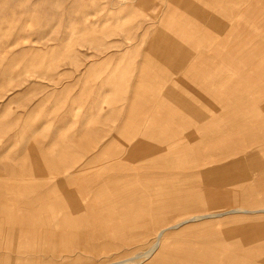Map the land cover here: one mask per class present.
Segmentation results:
<instances>
[{
	"label": "rangeland",
	"instance_id": "1",
	"mask_svg": "<svg viewBox=\"0 0 264 264\" xmlns=\"http://www.w3.org/2000/svg\"><path fill=\"white\" fill-rule=\"evenodd\" d=\"M203 11L208 13L204 19L174 0H0V252H55L4 254L0 264H100L131 256L138 264L154 240V234L143 238L145 225L139 221L161 227L172 219L264 207V186L256 187L253 160L255 142L264 146V93L258 96L264 83V0H210ZM155 31L189 51L182 69L149 53ZM195 46L202 60L196 71L190 67ZM122 78L130 81L129 91L115 86ZM101 81L103 94L114 99L109 104L101 101ZM171 92L182 95L193 111L181 108ZM132 137L151 143L135 146L130 214L118 216L122 202L113 197L94 198L110 216L100 217L107 223H55L52 232L42 229L46 225L4 224V203L16 205L11 210L20 214V207L37 206L30 196L47 184L59 189L71 183L73 177L64 174L73 156L106 142L97 152L108 157ZM182 143L191 147L181 151ZM33 147L44 151L21 152ZM261 158L264 163V154ZM84 178H92V193L97 191L99 180ZM55 204L56 220L70 210L59 200ZM179 204L184 207L175 215ZM261 217L262 211L231 212L181 225L166 243L167 261L175 264L180 252L182 264H223L230 253L253 260L240 245ZM236 224L246 231L219 233ZM94 252L102 253L89 254Z\"/></svg>",
	"mask_w": 264,
	"mask_h": 264
},
{
	"label": "crops",
	"instance_id": "2",
	"mask_svg": "<svg viewBox=\"0 0 264 264\" xmlns=\"http://www.w3.org/2000/svg\"><path fill=\"white\" fill-rule=\"evenodd\" d=\"M174 1H178L180 3V5H182L183 7H186L187 9H190L194 15L202 17L203 19L206 17V14L203 10L204 9H209L210 8V0H206L204 1V4H199L194 2L193 0H174ZM214 1H219V0H214ZM203 9V10H202ZM210 23V19L208 21ZM212 23L214 24H221L219 21H212ZM233 30V29H231ZM182 39H191V35L187 34H181ZM197 37V36H195ZM233 38V37H232ZM149 45H148V51L151 54H156L160 57V59L168 61L169 63H171L173 66H175V68H179L182 69L185 59L187 57H189V51H185L183 50V48L179 45H177L176 42L172 41V39L168 36L167 33L163 32V31H155L152 35V37L149 38ZM235 54H233L234 56ZM263 55L264 57V53L261 54V56ZM243 56H239V58ZM195 59L191 62V70H198L201 66L202 63H200L201 57L198 55V49L197 46H195ZM245 73H242L241 75H243ZM260 77V76H258ZM261 79L264 78V76L260 77ZM233 79H249V77H235ZM103 80V79H102ZM137 78L134 82L135 85L142 86L141 80H139ZM122 81H127V78H122L120 80V82L116 83L115 86H117L118 90H125L127 89L128 91L131 89V85L129 84L130 81L128 80L126 83L122 82ZM239 84H243V85H252L253 83L251 82H240ZM133 85V84H132ZM135 85H133V89H135ZM264 83H261V92L258 93V96L260 95V97H262V94L264 93ZM97 87L102 88L103 90H101V96H104V98L101 100L102 103H111L114 99H108V96L103 94L104 91V85H102V81L100 82V85L97 84ZM138 89V87H137ZM136 89V90H137ZM236 87H233L231 90H235ZM140 91V90H138ZM137 91V92H138ZM257 93V92H256ZM255 93V94H256ZM147 93H143V97L146 96ZM122 95V94H121ZM149 96V94L147 95ZM169 96L173 99V101H175L181 108L183 109H191L193 111V107L192 105L179 93H175V92H171L169 93ZM149 100V97H147ZM147 100V102H148ZM261 100V99H260ZM152 102V101H151ZM233 109H228V111H232ZM227 111V110H226ZM198 117V115H196ZM127 120L129 118H126ZM254 121L256 123L257 119H256V115L254 117ZM234 123H237L234 122ZM23 137V136H22ZM24 138V137H23ZM32 138V135H29L27 137H25L24 139V143L23 146L26 143L30 142ZM134 138V139H133ZM255 139L258 138L257 136H255ZM106 143V142H105ZM104 142L99 143L100 145H98V148H101V146L103 144H105ZM151 143V141L146 140V139H142V138H138L135 139V137H132L129 139L128 143H127V147H123L120 148L118 150H116L114 155L108 156V157H101L98 156V152L97 150H89V154H81V155H76L73 156L72 159L65 165V174L64 176H72L73 178L71 179V183L65 184V186L62 187H56V184L52 183L51 184H47L46 187L44 189H41L40 191L42 193H36V195H31L30 199L32 200V203H36V207L34 209L31 210H25L23 211V207L21 213L19 214L17 211H12L11 209H13L12 207H14L16 210L18 209V207L16 205L14 206H10V203H6L4 204V208H5V215H4V223L8 224V223H12V224H24V223H31V225H46V228H42V229H46L47 232H52L55 227V223L59 224V223H65V224H95V223H107L105 222L103 219H100V217H110L109 215H104L103 211L101 209V204L103 202L104 199H107V201H109L108 199L110 198H114V200L117 202L118 200L122 202V204H120V206H118L120 208V210L122 212H120L118 214V216H127L128 211L130 212V209L134 208V193H132L134 189V182H135V171H134V160L135 158V154H137V152L135 151V146L137 145H147L146 147H148V145ZM259 143V142H258ZM255 142V148H254V158L253 160H255V176H256V187H259L260 189L264 186V168L261 167L264 165L263 160L262 162H259V159H262V155L264 154V146L261 145V147L259 148V144ZM22 146V148H23ZM191 146L187 145V143H182L180 145V147L178 148L179 150H187L189 149ZM144 148V146H143ZM29 149V150H28ZM28 149H22L21 152L27 153L29 154L30 151H34L36 150L37 152H41L43 153V148H28ZM150 149V147L148 148V150ZM147 150V151H148ZM25 158L29 157L31 158V156L29 155H24ZM1 158V156H0ZM111 162L104 164L106 162L103 163L104 160H112ZM115 160V161H114ZM5 167L4 169H8V170H12L13 167L11 166H7L6 164H4ZM105 165V166H104ZM208 170V169H207ZM6 175L9 174V172L5 173ZM198 174V171L195 173ZM260 175V176H258ZM76 176V177H75ZM94 177L95 178V182L99 180V188L97 189V191H95L94 193H92V189H91V185L94 183L93 179H82L83 177ZM81 177V178H78ZM99 177V179L97 178ZM82 179V180H81ZM34 187V186H33ZM39 189V188H38ZM60 192L59 195L57 196H50L51 192L56 191ZM167 195V194H166ZM46 196H48L47 198H45ZM169 196V195H168ZM183 195H180L179 197L182 199ZM264 196V194L262 195ZM38 198V199H37ZM94 198H100L101 199V203H96L93 201ZM172 198V197H171ZM35 199V200H34ZM59 200L61 202H63V206H65L66 208H69L70 210H66L64 216H61L60 219L56 220L55 217V210H56V205L55 201ZM82 200H86V202H88L85 206L81 205L80 202ZM112 200V199H110ZM38 201V202H37ZM106 201V200H105ZM69 202V203H67ZM44 203V205H43ZM69 204V205H68ZM97 204H99V207L97 206ZM35 204H32V207ZM181 205L179 204L177 206H175V215H177V210L178 207L181 209ZM3 208V205H1ZM59 206V205H58ZM80 206L84 207V211L82 210V208H80ZM9 207V208H8ZM31 207V208H32ZM43 207V208H41ZM117 207V208H118ZM80 208V209H79ZM236 208L230 209L225 213H233V212H254V211H262L264 212V207L260 208V209H248L245 207H237ZM239 209V210H238ZM245 209V210H244ZM97 210L99 211V213L97 212ZM182 210V209H181ZM101 211V212H100ZM9 214H8V213ZM116 213V212H115ZM179 213V212H178ZM130 214V213H128ZM214 214V213H213ZM7 215V216H6ZM10 215H12L11 219H10ZM148 216V215H147ZM149 217V216H148ZM168 217H170V219H172V217L174 218L175 216L173 214H170ZM208 217H216V216H212L209 215L205 218ZM204 219V218H201ZM165 220H168V218H166ZM173 220V219H172ZM196 220H200V219H194V220H189L185 223H182L181 225H184L186 223L192 222V221H196ZM182 221V220H181ZM14 222V223H13ZM120 223V224H134L135 221H124L123 223L121 221H117V220H112L111 219V223ZM132 222V223H131ZM142 222V221H141ZM144 223L147 222H152L151 220H143ZM167 222V221H166ZM165 222V225L167 224ZM221 222V221H218ZM150 223V224H151ZM171 223V222H169ZM180 225V226H181ZM180 226H178L176 229H178ZM255 227L256 230H252L251 233L247 232L244 227H242L241 225L239 226V224L236 225H232L230 228L225 227L224 230L219 231V233H223V232H232V233H237L240 230H245L246 231V235L244 237H242L244 239V241L241 243V247L243 246L246 251V254H250L254 257H258V258H254V257H250L253 260H249L246 261V258H242V256H238V255H232L233 253L227 254L223 259V264H264V217H261L259 222L255 223L253 225ZM124 228V227H123ZM176 230H173V232H171L168 236L165 237V240L168 241V239L170 238V236H172L173 234H177ZM182 231V230H180ZM143 238L145 240H150L152 238V233L153 231L151 229H149V231L144 230L143 231ZM218 232H214V231H210V236L215 237L217 235ZM238 234V233H237ZM218 236V235H217ZM216 236V237H217ZM241 240V237H240ZM261 240V241H258ZM87 248V247H84ZM259 249H262L261 251H259ZM168 245L167 248H165V253L164 254H160L161 256H163V258L161 257V259L155 261L153 264H169L170 262L167 261L168 260ZM102 252H94V253H89V254H96V255H101ZM5 253L0 252V255H4ZM24 254H29V255H39V254H47V255H54L55 252H45V253H40L38 252H16V253H6L5 255H24ZM77 255H81V254H86V253H74ZM214 255H218L217 253H213ZM239 254H243L240 253ZM244 254V255H246ZM176 260H175V264H182V257L184 255V253L180 252V253H176ZM103 257V256H102ZM102 260V259H101ZM78 261V259L76 260ZM99 260L93 264H98ZM67 264V263H65ZM143 264H151L149 263L148 260H144Z\"/></svg>",
	"mask_w": 264,
	"mask_h": 264
},
{
	"label": "bare ground",
	"instance_id": "3",
	"mask_svg": "<svg viewBox=\"0 0 264 264\" xmlns=\"http://www.w3.org/2000/svg\"><path fill=\"white\" fill-rule=\"evenodd\" d=\"M2 198V197H1ZM4 198V197H3ZM1 201V200H0ZM5 204V203H4ZM13 204V203H12ZM188 205V204H187ZM186 205V206H187ZM11 207V206H9ZM8 207V208H9ZM15 207V206H14ZM184 207V204L181 205V209ZM237 209V208H236ZM235 209V210H236ZM2 206L0 205V216L2 215ZM239 210V209H238ZM245 210V209H244ZM120 212V211H119ZM175 212V211H174ZM237 212V211H236ZM255 212V211H254ZM8 213V212H7ZM9 214V213H8ZM147 214L149 216H152L154 214L152 208L149 209V211L147 212ZM172 214V212H171ZM224 214V212H221V213H214V214H203V215H194V216H190L188 217L187 219L185 220H182V221H173V220H170V221H167L166 225H163L161 227H152V225L150 223H144L143 220L142 222L139 221L140 223H143L145 225V229L146 230V226L149 225V229H151L153 231L152 234H154V240L151 242L150 244V247L143 252V257H142V254L138 257H142L143 259L141 260V258H138L140 259V261L138 260V264L141 263L143 264L144 263V260H148L149 263L153 264L155 261L161 259V257L163 258V256H161L160 254H164L165 253V248H167V240H165V237L168 236L171 232H173V230H175L178 226H180L182 223H185L189 220H194V219H201V218H205L209 215H212V216H220ZM7 216V215H6ZM12 215H10V219H11ZM13 218V217H12ZM171 222V223H169ZM3 223V221H2ZM14 223V222H13ZM132 223V222H131ZM6 225V223H4ZM8 226V224H7ZM2 228V227H1ZM9 228V227H8ZM2 231V230H1ZM16 232V231H15ZM144 233H142L143 235ZM1 236V235H0ZM135 255V254H134ZM132 257V256H131ZM126 257V258H121V259H118L117 257H113V258H108L106 261L105 260H102L100 264H135L134 262V257ZM16 258V257H15ZM137 258V256L135 257ZM134 263H132V261ZM136 260V259H135ZM9 261V260H8ZM10 262V261H9ZM137 262V261H136Z\"/></svg>",
	"mask_w": 264,
	"mask_h": 264
}]
</instances>
